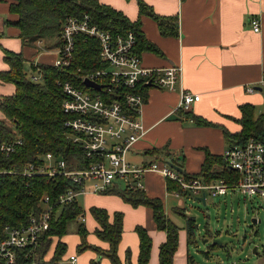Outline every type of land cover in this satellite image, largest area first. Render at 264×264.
<instances>
[{"label": "crops", "instance_id": "0c3cea01", "mask_svg": "<svg viewBox=\"0 0 264 264\" xmlns=\"http://www.w3.org/2000/svg\"><path fill=\"white\" fill-rule=\"evenodd\" d=\"M98 1L123 12L130 20L140 17L141 29L146 39L158 49L142 50L138 53L143 66L166 67L180 64V85L199 93L197 101L185 111L187 115L184 113L188 117L181 118L180 111L176 110L178 88L170 90L154 84L146 85L140 91V117L144 133L130 145L126 154L128 161L141 166L155 160L168 164L171 159H175L186 173L194 174L199 170L205 151L222 155L229 144L225 141L224 131L235 133L241 129L236 121L241 115L240 104H252L256 114L264 112V0H142L152 6L154 12L159 15L176 16L178 34L166 36L159 32L152 17L138 14L137 0ZM8 3L9 0H0V70L9 68L3 60L2 49L22 52L26 58L25 67L29 70L30 64L35 70L40 63L52 64L59 42L52 43L49 50L39 48L36 42L23 43L18 35V28L12 23H5L7 19L16 18V15L9 11ZM251 16L258 18L259 31L250 27ZM248 85L255 86L253 92L247 91ZM13 90L12 82L0 79L1 96L9 95ZM190 117L192 120H189ZM0 118H4L1 110ZM155 148L161 150L150 152ZM142 175L143 189L147 195L161 198L166 216L178 226L173 264H189L187 216L184 213V218L175 210L184 208V196L175 189L166 188L167 178L163 174L146 169ZM208 193L201 191L195 196L203 195L205 201ZM78 203L81 205L79 200ZM81 206L84 209L83 219L77 218L76 226L80 221L84 223L88 243L102 249L108 246L106 241L93 233L98 223L89 212L90 206H101L109 214L114 210L121 211L122 234L117 245L119 258L123 260L126 250H129L130 261L136 263L138 235L134 226L140 225L145 227L151 237L148 264L159 263V244L165 240L166 232L156 228L149 207L143 204L132 206L114 193L90 190L84 191ZM255 212L263 214L264 220V204L259 205ZM257 220L263 223V233L260 235V242L256 244V251H253L252 255L245 253L244 260L230 257L227 253V259L220 258L219 264H264V221L260 215L258 218L254 216V222ZM206 222L207 224H203L205 235L210 231L209 222ZM76 226L61 237L66 243L63 261L69 264V257L73 254L75 260L72 264H90L91 259L96 260L98 264H111L108 258L99 256L90 248L77 252L75 247L80 242V237L76 233ZM256 229L257 233L259 228ZM56 240L55 237L46 256L51 254ZM192 244H196V239ZM205 250L208 251V246L201 250V254L209 257L210 251L205 253ZM190 260L194 261L192 257Z\"/></svg>", "mask_w": 264, "mask_h": 264}, {"label": "trees", "instance_id": "16d2710c", "mask_svg": "<svg viewBox=\"0 0 264 264\" xmlns=\"http://www.w3.org/2000/svg\"><path fill=\"white\" fill-rule=\"evenodd\" d=\"M137 2L138 14L152 17L162 35L178 34L176 16L159 15L146 2L142 0ZM8 6L9 11L15 14L16 18L7 19L5 23H12L18 28V35L23 43H34L39 38L52 40L51 44L57 43L60 41L59 32L65 17L67 15L79 17L86 13L92 23H96L104 30L114 33L132 31L135 36L133 49L137 54L142 50L158 51L157 47L146 39L141 29L140 17L130 20L123 12L98 0H9ZM73 47L70 63L64 67H58L53 63H40L42 78L38 82L28 77L25 67L26 58L22 52L2 49L3 60L9 68L0 70V79L12 82L14 90L9 95H0V110L4 118L10 121L7 123L0 118V135L9 138L19 136L22 142L17 144L9 154L0 152V236L3 235L5 225H26L31 216L47 210L50 206L48 228L42 231L37 245L31 251L18 249L17 264H68L63 261L66 243L61 237L67 233L68 223L76 220L84 212L76 197L70 201H60L59 196L67 190L78 192L80 185L72 177L57 172L53 175L43 172L22 174L29 164L38 167L44 165L42 156L48 152L54 157L61 158L67 170H82L97 161L95 155H87L80 141L73 140L71 129L65 125L70 115L64 113L62 109L61 101L64 93L57 84V80L68 79L79 89L95 93L97 90L83 84L82 75L95 68L103 67L106 63L98 56L100 47L96 38H89L79 33L74 37ZM33 71L35 67L30 64V72ZM144 87L146 85L140 84L136 89L142 91ZM99 94L104 98L106 96L103 90ZM110 95L113 98L116 97V94ZM239 111L241 115L236 121L241 129L235 133L224 131V138L228 145L241 144L249 137L257 138L264 144V112L256 114L254 106L250 103L240 104ZM184 113L187 115V112ZM160 150L155 148L150 152L155 153ZM170 161L180 167L179 173L185 178H196L202 182L222 178L227 183L238 178V173L226 164L222 155L211 154L209 151H205L199 170L194 174L186 173L183 166L175 159ZM166 188L175 189L181 196L190 194L189 190L180 188L172 179H167ZM100 192L117 194L124 202L132 206L143 204L149 207L156 228L166 232L165 240L159 244L158 264H173V254L177 248L178 226L166 216L161 198L150 197L143 187L125 186L119 179ZM46 196L47 200H45ZM175 210L186 218L181 209ZM89 212L98 223L93 233L99 239L106 241L108 246L102 249L88 243L87 228L80 221L76 226V233L80 237V242L75 247L77 252L90 248L99 256L108 258L111 264H133L130 261L129 250H126L123 260L118 256L117 245L122 234V212L114 210L109 214L101 206H90ZM194 226V217L187 216V240L192 243L195 241ZM134 231L138 235L135 264H148L151 250L149 232L140 225L134 226ZM55 237L57 240L53 250L49 256H46L51 250ZM207 246L209 251L217 244L212 242ZM208 251L204 252L208 253ZM188 258L189 264H192L191 256ZM89 263L98 264L94 259H91Z\"/></svg>", "mask_w": 264, "mask_h": 264}, {"label": "built area", "instance_id": "2783aa9c", "mask_svg": "<svg viewBox=\"0 0 264 264\" xmlns=\"http://www.w3.org/2000/svg\"><path fill=\"white\" fill-rule=\"evenodd\" d=\"M250 27L259 31V20L251 16ZM60 41L57 54L52 61L58 67L69 64L72 57L74 37L79 33L89 38H96L99 42V58L106 63L103 67L95 68L82 75L101 84V87L91 93L79 89L68 79L57 80L64 98L61 101L64 113L70 116L65 121L73 134V140L80 141L87 155H95L97 161L82 170L65 169L61 158L46 153L44 165L29 164L22 174L56 172L72 177L80 187L78 192L67 190L62 193L60 201H70L79 193L90 190L102 191L119 179L125 186L142 188V172L146 169L157 171L167 179L174 180L180 188L199 195L201 191H208L211 195L226 194L228 191H238L242 195H259L264 199V144L257 138L249 137L241 144L227 145L222 153L226 164L238 173L235 181L225 182L222 178L211 182H202L196 178H185L167 163L154 161L148 165L136 166L126 159L130 145L144 133L140 117L142 94L136 88L146 82L161 88L176 90L179 98L176 110L181 118L188 117L184 112L190 109L193 102L199 98L198 92H192L180 85V64L166 67H146L141 64L140 56L133 49L135 36L132 31L111 32L92 23L89 15L75 17L67 15L60 28ZM41 68L28 75L34 82L41 80ZM264 79V75H263ZM145 85V84H144ZM91 89V88H90ZM247 91L253 92L255 86L248 85ZM94 90V89H93ZM105 93V98L99 94ZM111 93L116 94L112 97ZM111 96V97H110ZM189 120H192L190 117ZM21 138L4 137L0 135V152L9 154ZM48 197H45L47 200ZM42 211L31 216L28 224L22 226L5 225L3 235L0 236V264H17L18 249L32 250L38 243L40 234L49 225V211ZM80 220L83 219L79 215ZM75 256L69 257V264L74 262Z\"/></svg>", "mask_w": 264, "mask_h": 264}, {"label": "rangeland", "instance_id": "374dc122", "mask_svg": "<svg viewBox=\"0 0 264 264\" xmlns=\"http://www.w3.org/2000/svg\"><path fill=\"white\" fill-rule=\"evenodd\" d=\"M36 45L47 50L51 46L52 40L37 39ZM49 50V49H48ZM4 54V52H3ZM27 65V64H26ZM27 72L30 73L28 67ZM7 123V119L3 118ZM84 193H79L77 198L83 205ZM182 211L186 216L194 217L195 226L193 227L196 244L189 242V255L194 259L192 264H219V259L230 257L244 260V254H253V247L260 242V235L263 233V223L254 222L253 218L263 214L256 213L259 205L264 204L262 197L257 195H242L238 191L230 190L224 195L210 196L206 194L205 202L201 196L186 194L182 198ZM209 222V233L205 235L203 224ZM76 226V220L68 223L67 231H71ZM256 227L258 231L256 233ZM216 240V241H215ZM217 244L214 249H210V256L204 257L201 250L206 249L209 243Z\"/></svg>", "mask_w": 264, "mask_h": 264}, {"label": "water", "instance_id": "95a60500", "mask_svg": "<svg viewBox=\"0 0 264 264\" xmlns=\"http://www.w3.org/2000/svg\"><path fill=\"white\" fill-rule=\"evenodd\" d=\"M83 84L86 86V87H88V88H91V89H94V90H98L100 87H101V84H99L98 82H96V81H93V80H91L90 78H88V77H84L83 78ZM145 85H151V83H149V82H146V83H144ZM168 164L169 165H171L174 169H176L177 171H181V169H180V167H178L176 164H174L173 162H168ZM202 197H201V199H202V201H203V195H201ZM205 202V201H204ZM253 220H254V218H253ZM258 220H260V219H258ZM216 241V240H215ZM215 241H213V243L215 242ZM253 251H256V246H254L253 247Z\"/></svg>", "mask_w": 264, "mask_h": 264}]
</instances>
